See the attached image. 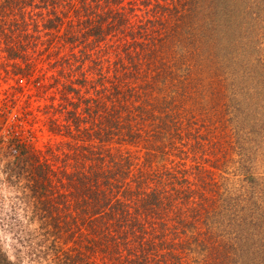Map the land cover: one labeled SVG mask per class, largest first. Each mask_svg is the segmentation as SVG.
<instances>
[{
  "label": "trees",
  "instance_id": "16d2710c",
  "mask_svg": "<svg viewBox=\"0 0 264 264\" xmlns=\"http://www.w3.org/2000/svg\"><path fill=\"white\" fill-rule=\"evenodd\" d=\"M253 24L264 0H0L5 225L27 261L259 262L264 185L234 138L235 121L264 130Z\"/></svg>",
  "mask_w": 264,
  "mask_h": 264
},
{
  "label": "rangeland",
  "instance_id": "374dc122",
  "mask_svg": "<svg viewBox=\"0 0 264 264\" xmlns=\"http://www.w3.org/2000/svg\"><path fill=\"white\" fill-rule=\"evenodd\" d=\"M253 25L254 28L247 31V33L245 34L246 39H244L243 42L247 41L250 38L251 40H253L254 47L256 48L252 51L251 54H262L264 52V30H260L259 24ZM240 43H242V40L240 41ZM241 53L242 52H240L239 54ZM232 54H235V52H232ZM9 82L12 84L15 83L11 79L9 81H5L0 78V92L2 93V96H0V98L4 97L2 91L3 89L8 87ZM231 91L235 93H232ZM229 92H227V95L229 97L234 96V98H236V100H227V104L230 105L231 108L237 106L236 102L238 101H242V107L246 106V102L244 100L246 94H243L242 90L229 89ZM252 102L254 104L259 103L257 101ZM12 120L13 118L10 121ZM234 127H236L237 129V135L234 138H239L240 142L245 147L244 149H241L243 146L237 145L236 150H250L252 155L246 159L250 162V164H252L254 173L259 177L260 187L262 188V186L264 185V130L262 131L259 122H252L251 124H249L247 120L243 121L240 125H238V123L235 121ZM48 138L49 135L47 132L42 134L39 133L38 139L31 140V143L33 144V146L39 148L47 141ZM247 138L255 140L256 142L246 143L245 140H247ZM24 147L25 146H22L21 148L18 146H13V148L9 149L8 151L20 162L26 178L31 179L35 175H37V173L39 172V167L35 162L31 161L28 158V153L26 152ZM3 153L4 150L0 149V250L4 254V256H8V258L13 261L12 264H31L29 261H27L26 257H24V255L17 250V248H19V243L16 240V235L10 232L8 227L5 225V222H10V217L13 216V213L11 211L10 199L14 194L12 192V189H10L5 183L4 175L1 172V169L3 167ZM233 180L235 186L244 185L245 187L249 188V185L244 180L243 175L239 174L234 177ZM256 264H264V249L263 252L259 254V262H256Z\"/></svg>",
  "mask_w": 264,
  "mask_h": 264
}]
</instances>
